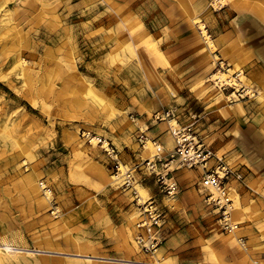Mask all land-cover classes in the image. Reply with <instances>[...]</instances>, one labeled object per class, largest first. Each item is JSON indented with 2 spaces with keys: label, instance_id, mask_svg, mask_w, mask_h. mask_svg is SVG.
Listing matches in <instances>:
<instances>
[{
  "label": "rangeland",
  "instance_id": "374dc122",
  "mask_svg": "<svg viewBox=\"0 0 264 264\" xmlns=\"http://www.w3.org/2000/svg\"><path fill=\"white\" fill-rule=\"evenodd\" d=\"M236 3L0 0V245L29 250L0 251V264H264V22ZM170 109L242 177L226 190L236 240L204 203L197 170L164 166L175 125L153 117ZM87 132L122 167L140 164L134 192ZM189 190L199 201L181 212ZM147 200L164 216L151 252L135 242Z\"/></svg>",
  "mask_w": 264,
  "mask_h": 264
},
{
  "label": "built area",
  "instance_id": "2783aa9c",
  "mask_svg": "<svg viewBox=\"0 0 264 264\" xmlns=\"http://www.w3.org/2000/svg\"><path fill=\"white\" fill-rule=\"evenodd\" d=\"M155 122H173L174 127H171V135L174 140V148L169 155L168 166L173 161H177L180 166L189 169L201 170V181L199 183L203 201L209 206H213L218 213L219 222L223 225V229L230 232L232 227L229 220V203L226 197V190L229 182L233 179L240 181L242 177L238 171L233 170L221 157H218L211 147L207 146L202 140H198L192 134L190 127L180 126L178 123V114L174 110H166L154 115ZM89 143H94L95 146L102 150L107 159L111 162L112 169L116 174H119L122 185L130 191L134 192L135 182L132 176V169H140V164H136L132 169L124 167V171L120 170L122 164L118 158L117 150L110 145L109 142L102 139L100 136L90 133L82 134ZM146 141L144 135L139 136V142L143 145ZM156 152L161 151V147L153 143ZM157 161L160 159L155 156ZM213 161L212 165H208ZM144 163V162H143ZM146 166L142 168L148 169L155 173L156 183L162 192L168 197H173L178 193V185L172 179H168L166 174L156 172L155 164L146 162ZM141 218L135 224L136 227V244L144 251L151 252L158 248L160 240L158 230L163 224V212L154 204L152 200H147L141 204Z\"/></svg>",
  "mask_w": 264,
  "mask_h": 264
},
{
  "label": "crops",
  "instance_id": "0c3cea01",
  "mask_svg": "<svg viewBox=\"0 0 264 264\" xmlns=\"http://www.w3.org/2000/svg\"><path fill=\"white\" fill-rule=\"evenodd\" d=\"M236 4H239L240 2L241 3H245V2H247V0H244V1H242V0H236ZM249 2H250V6H249V8H247V9H249V12H250V14H251V16L253 17V18H255L256 20H260L259 18H257L256 16H254V15H258V10H262V11H264V6H259L258 7V9H256V6H253V3H251V1L249 0ZM240 5V4H239ZM246 6V5H245ZM244 6V7H245ZM253 6V7H252ZM246 8V7H245ZM244 8V9H245ZM246 9V10H247ZM259 16V15H258ZM260 21H263V19L262 20H260ZM264 22V21H263ZM167 127H166V125L165 124H161V125H159V127H158V129L160 130V132H165ZM165 130V131H164ZM160 135V134H159ZM158 135V136H159ZM160 140L162 139V138H159ZM164 142H166V144L168 143V141H169V143H171V141H170V136H169V138H168V136H164ZM162 140V141H163ZM163 142V143H164ZM146 147V146H145ZM169 146H168V144H167V149L166 150H169V148H168ZM192 178H199V175L201 176L202 175V172H201V170H197V171H195V172H193V173H191V174H189ZM181 175H179V177H178V183H179V181L180 182H183L184 181V179H185V177L184 176H181ZM254 179V178H253ZM253 179H251V180H253ZM251 180H249L248 182H250ZM181 186V185H180ZM182 187H184V186H182ZM190 191H192V190H189V192H184L182 195H181V197H183V200H180L179 202H178V207H179V211H184V210H186V209H190V208H187L188 206L186 205H184V201H185V199H187V201L189 202V203H198V195H197V192H191L190 193ZM189 193H190V195H189ZM193 204H191V206H192ZM196 208H198L197 206H192L191 207V209H194V210H191L192 212H195V209ZM184 213V212H183ZM189 216H190V213H189ZM192 216V215H191ZM230 222L231 223H233L234 224V221H233V219H232V221H231V219H230ZM233 232H236V231H233ZM232 232V233H233ZM232 233L230 234V238H233V236H232ZM237 233V232H236ZM180 236V235H179ZM234 239V238H233ZM234 240H236V239H234ZM36 252H39V253H52V254H59V253H53V252H45V251H36ZM94 260V259H93Z\"/></svg>",
  "mask_w": 264,
  "mask_h": 264
},
{
  "label": "bare ground",
  "instance_id": "6f19581e",
  "mask_svg": "<svg viewBox=\"0 0 264 264\" xmlns=\"http://www.w3.org/2000/svg\"><path fill=\"white\" fill-rule=\"evenodd\" d=\"M223 3V2H222ZM221 3V4H222ZM258 12V15H254V16H256L257 18H259L260 20H262L263 19V21H264V11H262V10H258L257 11ZM203 33V32H202ZM218 78L219 79H222L223 81H224V79H226L224 76H223V74L221 75V73L218 75ZM221 80V81H222ZM241 80H242V78H241ZM232 81L231 80H229V83H231ZM249 82V81H248ZM242 83H245V82H242ZM243 85V84H242ZM245 85L248 87V83H245ZM244 85V86H245ZM245 86V87H246ZM245 91V90H244ZM173 125V124H172ZM87 133H90V132H87ZM91 145L92 146H94L95 144L94 143H91ZM145 146H147L148 147V144H146ZM175 163V162H174ZM120 170H122V171H124L125 169H124V167H122ZM112 178L114 179V180H117L118 179V175L116 176V175H113L112 176ZM38 185V184H37ZM34 191H36L37 193H39V191L40 190H38L37 189V187H35V189H34ZM232 194V193H231ZM143 196V195H142ZM233 196V195H232ZM230 197H231V195H230ZM236 197V196H235ZM233 199V198H232ZM236 199V198H235ZM235 199H233V200H235ZM140 200H142V197L140 196ZM143 203V202H142ZM233 204H234V202H233ZM235 207H236V205H235ZM239 207V206H238ZM239 209H241V208H239ZM235 214V212L234 211H232V216H233V218H234V215ZM230 220V219H229ZM230 225H231V227H232V229H231V231L230 232H233V231H235V225L233 224V223H231L230 222ZM232 236H233V238L234 239H236V237H237V233L236 232H233L232 233ZM0 251H3V252H7V253H11V251L13 252V251H19V252H26V253H28L29 252V250H26V249H15V248H11V247H7L6 245H4V246H2V245H0ZM31 251V250H30ZM32 252H36V251H32ZM129 261V260H128ZM129 264V263H128ZM134 264H147V263H138V262H134ZM149 264V263H148ZM153 264H161V263H153ZM177 264V263H176Z\"/></svg>",
  "mask_w": 264,
  "mask_h": 264
}]
</instances>
